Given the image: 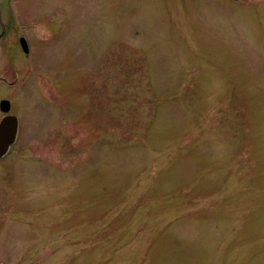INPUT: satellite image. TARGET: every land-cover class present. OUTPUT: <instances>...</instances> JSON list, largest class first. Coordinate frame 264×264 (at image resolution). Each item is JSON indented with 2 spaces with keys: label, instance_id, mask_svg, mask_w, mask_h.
Here are the masks:
<instances>
[{
  "label": "rangeland",
  "instance_id": "1",
  "mask_svg": "<svg viewBox=\"0 0 264 264\" xmlns=\"http://www.w3.org/2000/svg\"><path fill=\"white\" fill-rule=\"evenodd\" d=\"M12 5L0 264H264V0Z\"/></svg>",
  "mask_w": 264,
  "mask_h": 264
},
{
  "label": "flooded vegetation",
  "instance_id": "2",
  "mask_svg": "<svg viewBox=\"0 0 264 264\" xmlns=\"http://www.w3.org/2000/svg\"><path fill=\"white\" fill-rule=\"evenodd\" d=\"M20 37L24 36L17 33L16 14L12 0H0V123L7 116L16 117L15 141L20 124L17 108L27 92L26 62L22 71L18 65V48L23 52L19 42ZM25 40L29 48V43L26 38ZM24 55L25 58L28 57V53H24ZM10 147L0 157V162L7 155Z\"/></svg>",
  "mask_w": 264,
  "mask_h": 264
},
{
  "label": "water",
  "instance_id": "3",
  "mask_svg": "<svg viewBox=\"0 0 264 264\" xmlns=\"http://www.w3.org/2000/svg\"><path fill=\"white\" fill-rule=\"evenodd\" d=\"M20 45L24 53H28V44L24 37H20L19 39ZM16 117L7 116L0 123V157L4 155L10 145L13 144L16 137Z\"/></svg>",
  "mask_w": 264,
  "mask_h": 264
}]
</instances>
